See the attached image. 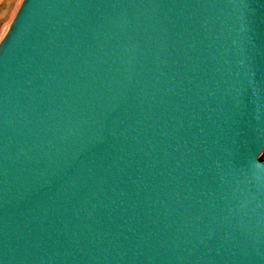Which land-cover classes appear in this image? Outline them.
<instances>
[{
	"label": "water",
	"instance_id": "water-1",
	"mask_svg": "<svg viewBox=\"0 0 264 264\" xmlns=\"http://www.w3.org/2000/svg\"><path fill=\"white\" fill-rule=\"evenodd\" d=\"M264 0H22L0 38V264H264Z\"/></svg>",
	"mask_w": 264,
	"mask_h": 264
},
{
	"label": "rangeland",
	"instance_id": "rangeland-1",
	"mask_svg": "<svg viewBox=\"0 0 264 264\" xmlns=\"http://www.w3.org/2000/svg\"><path fill=\"white\" fill-rule=\"evenodd\" d=\"M21 1L22 0H0V38L14 17ZM262 158H264V153L262 154Z\"/></svg>",
	"mask_w": 264,
	"mask_h": 264
},
{
	"label": "bare ground",
	"instance_id": "bare-ground-1",
	"mask_svg": "<svg viewBox=\"0 0 264 264\" xmlns=\"http://www.w3.org/2000/svg\"><path fill=\"white\" fill-rule=\"evenodd\" d=\"M9 3V2H8Z\"/></svg>",
	"mask_w": 264,
	"mask_h": 264
}]
</instances>
